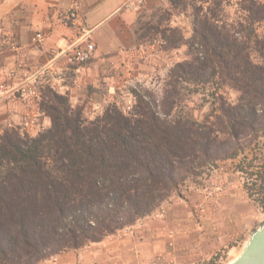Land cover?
Here are the masks:
<instances>
[{"label":"trees","instance_id":"16d2710c","mask_svg":"<svg viewBox=\"0 0 264 264\" xmlns=\"http://www.w3.org/2000/svg\"><path fill=\"white\" fill-rule=\"evenodd\" d=\"M223 1L195 7L189 42L179 27L155 26L167 48L196 44L168 70L161 105L135 93L130 111L110 104L88 119L44 86L38 108L50 125L33 136L20 127L0 133V264H38L100 242L219 161L238 159L246 195L264 210V35L253 27L264 2L243 1L246 23H228ZM215 81L237 90L236 102L220 95L201 118L178 109L182 82Z\"/></svg>","mask_w":264,"mask_h":264},{"label":"rangeland","instance_id":"374dc122","mask_svg":"<svg viewBox=\"0 0 264 264\" xmlns=\"http://www.w3.org/2000/svg\"><path fill=\"white\" fill-rule=\"evenodd\" d=\"M245 0H224L220 18L228 23L242 21ZM264 2V0H255ZM214 6L213 0H179L164 3L141 12L136 35L145 52L159 55L154 62L142 64V75L130 78L125 87L114 95L89 94L80 98L73 107H80L88 119L102 114L110 104L130 111L139 93L157 106L162 104L165 77L174 63L189 60L196 54V44L165 47L166 42L156 31L160 28L179 27L186 42L191 41L195 7ZM255 34L264 35V19L254 23ZM258 60L256 52H252ZM137 74V73H136ZM101 91V89H100ZM212 93H215L212 95ZM222 95L234 103L237 90L215 83L194 84L182 82L175 96L177 107L183 112L203 117L217 105ZM40 120L42 116L39 117ZM20 127L29 135L46 129L27 132L22 123L3 126ZM238 159L219 161L207 169L197 182H187L181 196L173 195L162 202L150 215L100 242H91L78 249H68L52 255L38 264H228L242 251L251 232L264 221V210L246 195L240 174L235 170Z\"/></svg>","mask_w":264,"mask_h":264},{"label":"crops","instance_id":"0c3cea01","mask_svg":"<svg viewBox=\"0 0 264 264\" xmlns=\"http://www.w3.org/2000/svg\"><path fill=\"white\" fill-rule=\"evenodd\" d=\"M127 1L0 0V82L10 80L11 71L18 78L44 68L41 88L68 94L74 104L89 94H116L130 78L142 75L144 62L152 63L159 56L142 53L136 27L141 12L164 0H142L139 11L125 8ZM69 9L75 10L78 27L65 22ZM82 36L94 42L95 50L79 64L65 51ZM25 110L18 101H1L0 131L3 126L20 125ZM40 116L42 127H48L50 119Z\"/></svg>","mask_w":264,"mask_h":264},{"label":"built area","instance_id":"2783aa9c","mask_svg":"<svg viewBox=\"0 0 264 264\" xmlns=\"http://www.w3.org/2000/svg\"><path fill=\"white\" fill-rule=\"evenodd\" d=\"M142 0H128L124 7L130 10L139 11L142 9ZM76 13L74 9H69L64 14V20L72 27H78L75 22ZM40 37V34H37ZM95 50L94 42L88 36H82L75 41L65 52H69L70 59L76 63L82 64L87 62ZM44 68L18 77L15 71L9 73L10 80L0 82V102L1 101H18L26 110L22 114L21 123L27 132L39 130L42 128L40 120L39 101L41 95V78ZM36 106L32 109L31 106Z\"/></svg>","mask_w":264,"mask_h":264},{"label":"water","instance_id":"95a60500","mask_svg":"<svg viewBox=\"0 0 264 264\" xmlns=\"http://www.w3.org/2000/svg\"><path fill=\"white\" fill-rule=\"evenodd\" d=\"M228 264H264V221L251 232L242 251Z\"/></svg>","mask_w":264,"mask_h":264}]
</instances>
